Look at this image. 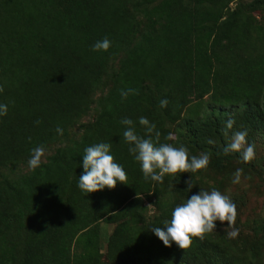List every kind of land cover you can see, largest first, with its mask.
Wrapping results in <instances>:
<instances>
[{"label":"trees","instance_id":"obj_1","mask_svg":"<svg viewBox=\"0 0 264 264\" xmlns=\"http://www.w3.org/2000/svg\"><path fill=\"white\" fill-rule=\"evenodd\" d=\"M257 10L264 12V0H0V104L8 109L0 116V264H98L102 223L113 226L105 264H264V218L238 222L246 229L235 238L217 222L186 252L165 247L151 229H163L200 189L189 191L177 175L145 180L121 124L131 119L147 138L145 117L161 143L208 153L216 166L236 158L252 166L236 152L223 154L230 141H220L216 120L244 110L264 121V13L257 19ZM104 38L108 51H92ZM126 89L137 94L122 99ZM189 107H199L193 119L183 116ZM89 111L92 120L72 133ZM173 122L174 138L166 139ZM205 125L217 143L197 142ZM101 142L111 144L128 185L85 194L82 156ZM51 143L38 168L13 172ZM144 197L153 198L150 217Z\"/></svg>","mask_w":264,"mask_h":264},{"label":"clouds","instance_id":"obj_2","mask_svg":"<svg viewBox=\"0 0 264 264\" xmlns=\"http://www.w3.org/2000/svg\"><path fill=\"white\" fill-rule=\"evenodd\" d=\"M110 46L111 41L104 38L102 41L94 43L92 51L107 52ZM2 91L3 88L0 87V92ZM120 94L122 99H127L129 95L137 94V90H121ZM167 104L166 99L160 101L161 108H166ZM7 110V105L0 104V116L7 115ZM234 123V119L229 118L226 122V129L230 130ZM121 124L127 126L123 132V139L129 144L128 151L139 163L145 180L151 179V181L162 183L165 175L194 174L207 169L210 162L208 153L190 157L188 149L182 145L175 147L170 143H161L160 132L155 131V124H150L147 118H139V124L144 126L147 138L136 134L131 119L124 118L121 120ZM56 131L60 135L63 134V129L60 127H57ZM246 137V131L233 133L231 142L222 149L223 154L239 152L245 163L251 162L255 158V145L248 144ZM171 138L169 136L166 139ZM208 142L212 143V141ZM110 149L111 144L104 142L85 148L82 156L83 173L78 179V188L83 193H94L105 188L111 190L116 187L117 183L128 185L127 173L120 164L115 162L114 156L110 154ZM43 155L42 146L32 150V156L28 161L31 170L40 166ZM242 175L243 169H236L233 173L232 183L239 184ZM186 183L187 189L190 191L193 185L190 180ZM237 215L236 205L228 195L215 188L210 191L200 190L173 209L171 219L164 221L163 229L155 227L151 231L165 247H171L174 243L180 250L186 252L191 249L194 238L203 242L207 234L215 231L217 222L220 224L227 222L226 228L231 229L228 235L235 238L238 235V230L234 227Z\"/></svg>","mask_w":264,"mask_h":264},{"label":"rangeland","instance_id":"obj_3","mask_svg":"<svg viewBox=\"0 0 264 264\" xmlns=\"http://www.w3.org/2000/svg\"><path fill=\"white\" fill-rule=\"evenodd\" d=\"M263 11L257 10L255 12L256 18L261 19L263 16ZM191 93H189V96ZM194 101H191L189 105H192ZM197 112H199V107H189L186 109L185 113L183 114L184 117L193 119ZM246 113V114H244ZM255 116L252 115L249 111L244 110H237L232 113H226L221 115L216 121L218 124L217 133L218 135L222 136L220 141L224 142L228 139L231 142L232 134L237 131H249L251 135L254 137H250L253 140L247 139L248 144L253 142L255 144V158L249 162L252 166H247L244 164H239L237 162V158L233 161L227 162L226 165L216 166L210 162L208 167L204 171H199L197 173H182L180 177H184L190 180V183L193 186H197L200 190L210 191L212 188L219 190L221 193L228 195L231 199H236V208H237V218L235 222V228L238 231H242L245 229L240 230V224L244 220L250 221V219L254 218H264V137H258L259 135L264 134V121L259 118H254ZM231 118L234 119L235 123L233 127L229 130L226 129V122ZM92 120V111H89L86 115L82 116L78 123L74 124L71 127V132L75 135L79 134L81 128L79 124L90 122ZM166 127L169 131V136L174 138L175 134V122L166 124ZM209 126H204L199 132H196L197 142L200 144L209 143L208 141H212V143H217L219 137L212 136L209 132ZM227 132V134H225ZM228 141V143H229ZM55 145L52 143L44 149V155L41 158V161L44 159V156L50 153ZM173 146L179 147L181 144H174ZM189 156H199L202 154L196 150H189ZM239 155V159L242 160L241 153L236 152ZM30 160V159H29ZM28 160V161H29ZM28 161L25 163L20 162L16 166H14L13 172H24L29 169ZM243 161V160H242ZM218 162V160H217ZM219 164L223 163L222 161L218 162ZM248 163V164H249ZM243 169V175L241 176V181L239 184H233V173L236 169ZM252 169V172L249 171ZM254 171H258L255 174ZM2 173H8L7 169H2ZM170 177L169 175H166ZM153 198L151 197H144L143 204L146 206L145 216L150 217L154 213V208L152 206ZM151 205V206H149ZM239 222V223H238ZM250 225V222H249ZM111 224H101L100 225V240H99V256H98V264H105L107 262L106 259V242L107 237L112 229ZM227 227V226H226ZM224 227V230L231 231ZM21 232L26 234L30 229L26 227L20 229Z\"/></svg>","mask_w":264,"mask_h":264}]
</instances>
